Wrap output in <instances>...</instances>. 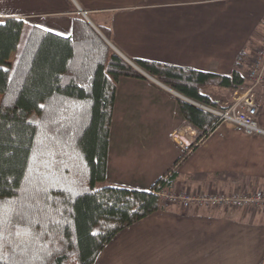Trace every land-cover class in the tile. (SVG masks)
<instances>
[{"label":"crops","instance_id":"crops-1","mask_svg":"<svg viewBox=\"0 0 264 264\" xmlns=\"http://www.w3.org/2000/svg\"><path fill=\"white\" fill-rule=\"evenodd\" d=\"M79 10L131 62L229 75L237 55L248 48L249 59L264 40V0H0V19L62 36ZM143 76L117 81L103 184L148 191L180 159L167 194L193 201L167 202L121 230L94 264H264V210L248 218L240 207L205 202L264 190V133L221 123L185 156L172 136L193 140L199 131L181 115V99ZM257 121L264 132V106Z\"/></svg>","mask_w":264,"mask_h":264},{"label":"trees","instance_id":"trees-1","mask_svg":"<svg viewBox=\"0 0 264 264\" xmlns=\"http://www.w3.org/2000/svg\"><path fill=\"white\" fill-rule=\"evenodd\" d=\"M19 18L0 19V264H94L117 233L157 210L175 167L150 190L105 181L107 142L117 81L145 79L81 17L62 36L28 26L17 51ZM110 41L106 27H98ZM15 58L11 62V56ZM248 48L229 75L134 60L145 74L208 108L206 91L244 89ZM184 120L199 131L197 145L218 125L204 109L178 101Z\"/></svg>","mask_w":264,"mask_h":264},{"label":"built area","instance_id":"built-area-1","mask_svg":"<svg viewBox=\"0 0 264 264\" xmlns=\"http://www.w3.org/2000/svg\"><path fill=\"white\" fill-rule=\"evenodd\" d=\"M79 14L86 17L85 12L79 11ZM243 79L244 89L234 91L231 94V99L224 103L221 109L202 108L214 115L217 124H233L239 127L247 136L260 135L264 133L257 121L259 110L264 106V40L248 59ZM172 138L186 155L192 151L193 146L197 145L195 143L196 139H185L178 134L173 135ZM158 195L161 198L183 202L185 205L189 201H193V199L181 196H165L163 192H159ZM208 201L226 203L232 207H241L243 204H248L257 208H264V190L257 189L246 197L232 196L231 198L205 200V202Z\"/></svg>","mask_w":264,"mask_h":264},{"label":"rangeland","instance_id":"rangeland-1","mask_svg":"<svg viewBox=\"0 0 264 264\" xmlns=\"http://www.w3.org/2000/svg\"><path fill=\"white\" fill-rule=\"evenodd\" d=\"M77 16H79V17H81V18H83L82 16H80L79 15V12H77ZM88 19V18H87ZM27 29H28V27L27 26H25V27H23V29H22V31H21V35H20V39H19V43H18V49H17V51L22 47V44H23V42H24V38H25V35H26V33H27ZM98 29V28H97ZM263 42V41H262ZM261 42V43H262ZM113 51V50H112ZM114 52V51H113ZM11 62L14 60V58H15V53L14 54H12V56H11ZM245 71H246V68L244 69V71H243V74L245 73ZM156 80V79H155ZM157 81V80H156ZM160 83V82H159ZM163 85V84H162ZM163 86H165V85H163ZM166 87V86H165ZM168 88V87H167ZM169 89V88H168ZM171 90V89H170ZM172 92V91H171ZM206 93L213 99V100H215V101H217V102H221L220 104H219V106L218 107H216V108H214V109H221L223 106H224V101H225V103L226 102H228L230 99H231V96L229 95V93L227 92V91H224V90H220V89H217V88H212V89H210L209 91H206ZM174 94V93H173ZM176 97H178L179 99H181V101H183V99L180 97V96H177L176 94H174ZM202 107H206V106H201L200 108H202ZM203 109V108H202ZM214 116V115H213ZM166 133V132H165ZM165 133H164V135H165ZM160 136V137H163L164 139H165V136ZM198 133H196L195 134V137H194V139L193 140H195L197 137H198ZM169 147H168V146ZM167 145H165V149L166 150H169V151H171V150H173L172 152H174V150H176L177 151V149H176V147L174 146V145H172V144H167ZM173 146V147H172ZM179 147V146H178ZM180 148V147H179ZM193 151V150H192ZM191 151V152H192ZM183 152V151H182ZM190 152V153H191ZM183 155H185L186 156V154H184L183 153ZM188 155V154H187ZM173 167V164H171L170 166H169V168L171 169ZM170 169H168V170H170ZM166 173V172H165ZM104 186V184L103 183H97L96 184V186H95V188L96 189H99V188H101V187H103ZM165 194V196H169V194H166V193H164ZM246 196H249V194H246L245 196H243V197H246ZM238 197V196H237ZM161 198V197H160ZM162 199V203H163V205L165 204V203H167V202H174V201H172V200H169L168 198H161ZM189 204V203H188ZM185 205V204H184ZM187 205V204H186ZM239 210H241V212H243V214L246 216V217H248V218H255V216H256V211H258V210H264V208H257V207H255V206H251V205H248V204H243L240 208H238Z\"/></svg>","mask_w":264,"mask_h":264},{"label":"water","instance_id":"water-1","mask_svg":"<svg viewBox=\"0 0 264 264\" xmlns=\"http://www.w3.org/2000/svg\"><path fill=\"white\" fill-rule=\"evenodd\" d=\"M80 12H82L81 10H79ZM84 15V14H83ZM83 19L92 27V29L108 44V46L110 47V48H112L113 49V47L110 45V43L102 36V34L99 32V30L95 27V26H93L90 22H89V20L86 18V17H84L83 16ZM114 50V49H113ZM130 66H132L136 71H138L140 74H142V75H146L143 71H141L138 67H137V65L136 64H134L133 62H131V61H129V60H125ZM170 90V89H169ZM170 91H172V90H170ZM174 94H176L177 96H180L184 101H186V102H188V103H191V104H194V105H196V106H198V107H201V105H199V104H196L195 102H193V101H191V100H189V99H187V98H185V97H183V96H181V95H179L178 93H176V92H174V91H172Z\"/></svg>","mask_w":264,"mask_h":264}]
</instances>
